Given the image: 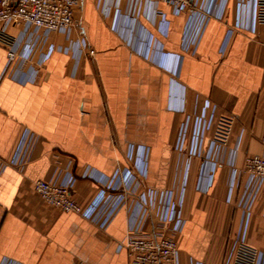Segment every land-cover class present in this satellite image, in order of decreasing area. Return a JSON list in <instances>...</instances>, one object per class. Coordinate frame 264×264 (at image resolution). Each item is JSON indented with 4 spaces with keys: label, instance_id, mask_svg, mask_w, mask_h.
<instances>
[{
    "label": "crops",
    "instance_id": "obj_1",
    "mask_svg": "<svg viewBox=\"0 0 264 264\" xmlns=\"http://www.w3.org/2000/svg\"><path fill=\"white\" fill-rule=\"evenodd\" d=\"M106 2L108 16L98 0L76 10L73 38L85 36L95 56L77 61L76 51L59 49L68 42L54 32L34 80L5 72L21 25L0 30V264H130L118 249L127 239V208L99 223L92 218L112 193L101 181L139 172L143 189L165 190L187 171L181 264H232L241 243L264 252V203L254 212L240 208L236 187L245 158L263 150L264 23L253 19L252 0H226L223 16L210 18L189 50L187 7ZM207 104L234 118L225 157L234 148L237 157L234 166H213L204 192L199 151L217 127L202 115ZM29 131L35 140L20 170L13 162ZM67 167L78 177L71 194L82 214L59 210L34 188L40 179L61 183Z\"/></svg>",
    "mask_w": 264,
    "mask_h": 264
},
{
    "label": "built area",
    "instance_id": "obj_2",
    "mask_svg": "<svg viewBox=\"0 0 264 264\" xmlns=\"http://www.w3.org/2000/svg\"><path fill=\"white\" fill-rule=\"evenodd\" d=\"M82 1L0 0V30L7 31L14 22L21 25L19 36L8 49L5 72L10 78L17 79L19 73H24L25 81L21 79L23 82L34 80L38 68L46 59L42 47L54 32L62 34L68 42L66 47L59 49L64 52L76 51L77 61L95 56L96 51L89 45L85 36H82L80 41L73 38L78 27L76 10ZM106 1L98 0V8L108 16L110 6ZM147 1L165 2L174 12L185 7L190 10L183 41L185 50L194 49L205 23L212 17H222L226 5V0H208L206 6H202L201 0ZM120 2L121 0H115L117 5ZM252 5L253 19L264 23V0H252ZM231 34L232 31L229 32L228 38ZM28 64L31 70L30 74L26 75L24 67ZM202 115L204 119L212 116L217 124L210 147L207 151H199L203 167H206L205 170L202 169L199 187L207 192L213 166L216 164L234 166L237 148L230 152V161H227L225 155L233 117L220 114L219 107L215 104L205 105ZM34 140L35 133L29 131L13 162L20 170L26 166ZM261 141L262 152L245 158L244 166L236 180V187L240 190L237 205L249 212H254L264 203V137ZM1 167L4 169L6 164ZM184 174V180L180 184L165 190L143 189L140 177L144 175L141 172L131 175L127 181H101V184L111 189L112 193L92 219L96 223L104 218L112 219L122 207L127 208L129 215L127 239L118 245V249H126L130 264H181L179 236L183 233L187 221L183 213L187 171ZM77 179V175L67 167L66 176L61 183L55 184L50 180L40 179L34 182V188L46 202L59 210L82 214L83 207L71 194ZM232 264H264V252L252 245L241 243L236 249Z\"/></svg>",
    "mask_w": 264,
    "mask_h": 264
}]
</instances>
